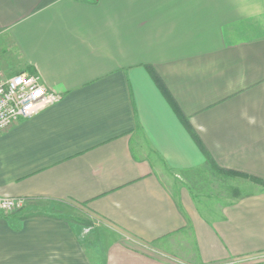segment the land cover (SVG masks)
<instances>
[{"label":"crops","instance_id":"0c3cea01","mask_svg":"<svg viewBox=\"0 0 264 264\" xmlns=\"http://www.w3.org/2000/svg\"><path fill=\"white\" fill-rule=\"evenodd\" d=\"M151 67L264 179V0H0V73L62 94L0 132V264H264V185Z\"/></svg>","mask_w":264,"mask_h":264},{"label":"built area","instance_id":"2783aa9c","mask_svg":"<svg viewBox=\"0 0 264 264\" xmlns=\"http://www.w3.org/2000/svg\"><path fill=\"white\" fill-rule=\"evenodd\" d=\"M61 97L60 92L43 84L38 73L19 72L11 76L0 73V132L16 120L34 116ZM26 203L25 197L0 193V212L23 209Z\"/></svg>","mask_w":264,"mask_h":264},{"label":"rangeland","instance_id":"374dc122","mask_svg":"<svg viewBox=\"0 0 264 264\" xmlns=\"http://www.w3.org/2000/svg\"><path fill=\"white\" fill-rule=\"evenodd\" d=\"M3 65V64H1ZM14 68L10 67V70H8L6 73H13ZM3 74L6 75L3 71ZM168 173H169V169ZM171 172V171H170ZM198 180V179H197ZM215 180V179H214ZM202 182V180H199ZM217 179L215 180L217 184ZM259 184V183H258ZM24 209V208H23ZM23 209L16 210L11 213H19ZM50 209V208H49ZM51 211L52 213L56 214H62L59 210L56 208L53 209L52 207ZM67 216H70L73 220H75L77 226L79 228L82 227L84 232L86 233V241L84 242V245L87 246V249L92 252L94 250V247L104 248L105 244L107 245L108 243L112 242L113 239H116L117 237L115 236L114 230L111 229L108 225L104 224L103 221H101L98 217L92 215L88 211H86L84 208H81L77 205L70 206L68 208V212L66 213ZM89 222V223H86ZM151 249H155L151 246H148ZM156 250V249H155Z\"/></svg>","mask_w":264,"mask_h":264},{"label":"trees","instance_id":"16d2710c","mask_svg":"<svg viewBox=\"0 0 264 264\" xmlns=\"http://www.w3.org/2000/svg\"><path fill=\"white\" fill-rule=\"evenodd\" d=\"M150 71H151V75H152L154 81L156 82V84L158 85V87L160 88L162 93L165 95V97L168 99V101L170 102L174 111L178 114L179 118L184 122V125L186 126L188 131L192 134L193 138L195 139V141L198 144V146L200 147V149L205 153L206 158H207L206 159L207 162L209 164H211L213 166V168L221 174H224L226 176L247 177L256 183L264 185V179L263 178H259V177L253 176V175H248V174L240 172V171L221 168L220 166H218V164L213 160L212 156L207 152L206 147L204 146L201 138L199 137L197 132L194 130V128L192 127V125L189 122V120L187 119V117L182 112L180 106L178 105V103L176 102V100L174 99L172 94L170 93L169 89L167 88V86H166L165 82L163 81V79L161 78V76L152 67H151ZM86 223H89V222H86Z\"/></svg>","mask_w":264,"mask_h":264}]
</instances>
